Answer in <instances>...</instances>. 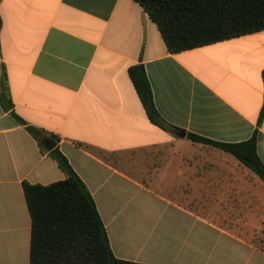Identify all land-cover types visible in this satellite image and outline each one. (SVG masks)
<instances>
[{
	"label": "crops",
	"instance_id": "1",
	"mask_svg": "<svg viewBox=\"0 0 264 264\" xmlns=\"http://www.w3.org/2000/svg\"><path fill=\"white\" fill-rule=\"evenodd\" d=\"M136 65L166 129L149 120L134 89ZM3 74L11 104L0 101V264L30 261L23 183L66 179L17 118L54 138L117 259L264 264V202L251 192L264 191V181L186 137L239 144L256 131L264 163V31L172 54L134 0H0V94ZM202 202H228L227 217L256 216L262 227L217 225L222 217L202 215ZM184 220L193 228L177 224Z\"/></svg>",
	"mask_w": 264,
	"mask_h": 264
},
{
	"label": "trees",
	"instance_id": "2",
	"mask_svg": "<svg viewBox=\"0 0 264 264\" xmlns=\"http://www.w3.org/2000/svg\"><path fill=\"white\" fill-rule=\"evenodd\" d=\"M156 24L172 54L264 31V0H134ZM129 77L151 122L159 121L144 67L129 68ZM0 101L8 104L5 75L2 76ZM5 107V105H4ZM264 119L262 106L259 122ZM24 125L38 141L43 152L57 163L66 179L52 184L23 183L31 218L29 264H138L117 259L111 250L104 224L85 184L66 157L55 147V140L36 127ZM187 139L222 150L264 181V163L256 152L257 132L239 144L217 143L188 134ZM54 147L46 150L44 142Z\"/></svg>",
	"mask_w": 264,
	"mask_h": 264
},
{
	"label": "rangeland",
	"instance_id": "3",
	"mask_svg": "<svg viewBox=\"0 0 264 264\" xmlns=\"http://www.w3.org/2000/svg\"><path fill=\"white\" fill-rule=\"evenodd\" d=\"M208 147H211V146H208ZM155 152L156 151L146 152L144 154L135 153V155H133L131 159H144L145 160L147 156H149V155L152 156ZM251 192H254L256 195H258V197H260L259 198L260 202H264V191L258 190V189H251ZM256 202H258V201H256ZM227 203L228 202H202V208L205 212L202 215H207L209 218H214V219H218V217H216L215 215L221 216L222 221H219L217 223L215 222V223L217 225L222 226V227L236 226V228H238V229L246 228L245 230H251V231H257L262 227V224L259 221V218L256 216H252L248 220H244L245 217H243L242 215L236 216L234 214L232 217H227L226 211L230 210V208L228 209L226 207ZM191 207H195L196 210H198V211L201 210V209H199L200 208L199 202H197V204L193 203V205ZM242 209H243L242 205L234 206V208H232V210H234V212H236L237 210H242ZM228 218H230V219H228ZM177 224L181 225L185 230L186 229L188 230L192 227V224L190 221L184 220V221L179 222ZM195 229L196 230H202L204 232L211 230L209 227L205 226L202 223H197Z\"/></svg>",
	"mask_w": 264,
	"mask_h": 264
},
{
	"label": "water",
	"instance_id": "4",
	"mask_svg": "<svg viewBox=\"0 0 264 264\" xmlns=\"http://www.w3.org/2000/svg\"><path fill=\"white\" fill-rule=\"evenodd\" d=\"M43 145L47 150H52L54 147V145L49 141H45Z\"/></svg>",
	"mask_w": 264,
	"mask_h": 264
}]
</instances>
